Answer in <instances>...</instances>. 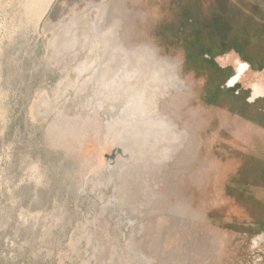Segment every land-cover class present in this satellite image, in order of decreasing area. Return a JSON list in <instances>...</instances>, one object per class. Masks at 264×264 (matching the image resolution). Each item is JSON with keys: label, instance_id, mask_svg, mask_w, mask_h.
Here are the masks:
<instances>
[{"label": "rangeland", "instance_id": "1", "mask_svg": "<svg viewBox=\"0 0 264 264\" xmlns=\"http://www.w3.org/2000/svg\"><path fill=\"white\" fill-rule=\"evenodd\" d=\"M100 5L126 46L150 44L168 74L178 65L183 91L163 80L143 118L157 152L122 142L138 130L123 102L100 108L96 83L80 93ZM244 27L242 57L226 44ZM231 52L253 71L230 88L234 65L219 58ZM260 62L264 0H0V264H264V98L251 102L249 85ZM163 117L182 133L165 157Z\"/></svg>", "mask_w": 264, "mask_h": 264}, {"label": "flooded vegetation", "instance_id": "2", "mask_svg": "<svg viewBox=\"0 0 264 264\" xmlns=\"http://www.w3.org/2000/svg\"><path fill=\"white\" fill-rule=\"evenodd\" d=\"M95 8L98 14L95 17H92L90 22H86L89 32L85 31L84 42L89 45V56L86 60L89 64L87 65L81 63L76 68L77 81H81L84 75H88V77L82 82L80 93H85L88 90L90 84L96 83L99 89L98 93L101 97L99 103L100 108H104V105L108 100L111 102H123L124 105L122 110L120 111L122 114V119L129 124H132L135 129L138 130H121L122 134H120L123 136L121 139L122 142L128 141L134 144L138 143L142 156H145L143 152H149L154 147H156V149H153V152H157L159 149L161 150L162 146L157 145L158 138L155 139L154 137L156 133L155 128L150 120L144 121L143 118L152 110L158 109V106L160 104L159 100L163 98V80L169 79L170 82L169 85H166V88H169L167 93H170L172 89L179 92L183 91L184 84L178 75V65L174 62L169 64L171 67V73L168 74L165 70V66H163L167 63L163 60V58L159 56L157 50L150 44L144 43L135 45V47L126 46L120 34V31L122 29V21L120 19H116L108 28H106L105 23L109 13V6L100 5ZM75 41L77 43H73L72 47L74 45L78 46L80 44V38L77 36ZM96 49L98 50V54L96 53ZM100 52L102 53L101 56L99 55ZM94 54L97 55L93 56ZM75 56H77V54H75ZM219 61L223 65L228 62H232L234 65V74L231 75L228 80L236 76L239 73V69H242V73L240 74L237 83L233 87L242 82L245 76L249 72L253 71L250 64L242 61L234 52H231L230 54L219 58ZM147 62L150 63L148 64ZM94 63L96 64L93 66ZM151 64L155 67H152ZM204 65L208 67L210 65L212 66V64L208 63ZM62 72L64 74H68V67H66ZM249 85L252 90L250 96L251 99L252 94H257L259 88L261 86H264V75L256 81L249 82ZM56 91L57 89L55 90L54 94L56 93ZM259 98H255L252 102H255ZM104 128L105 135L107 136V134H109V131H112L110 123H106L104 125ZM162 130L163 156L165 157V152L171 147L170 143L176 140H180L182 137V133L178 132V125L174 122V120L165 117H163ZM262 238H264V235ZM255 243H257V239L255 240Z\"/></svg>", "mask_w": 264, "mask_h": 264}, {"label": "trees", "instance_id": "3", "mask_svg": "<svg viewBox=\"0 0 264 264\" xmlns=\"http://www.w3.org/2000/svg\"><path fill=\"white\" fill-rule=\"evenodd\" d=\"M230 27H232V26H230ZM214 29H215V27H214ZM257 29V28H256ZM255 29V30H256ZM251 29H250V27H244L243 29H241V32H240V34H239V38H241V40H243V41H241V40H239V42H243L245 45V47L243 46V45H241L239 42H238V40H228L227 42V44H226V49H228V50H235L240 56H242V57H245L246 56V54H247V51L249 50L248 48H249V46H247V44H248V42H245V40L244 39H246V38H248L249 36L248 35H250L251 36ZM211 35V34H210ZM220 40V39H219ZM257 40V39H256ZM249 41V40H248ZM258 41V40H257ZM221 42V41H220ZM247 43V44H246ZM250 44V43H249ZM224 47H221L220 48V50L221 49H223ZM202 50V51H201ZM219 50V52H211L209 49H200V51H201V53L200 54H198L196 57L197 58H200L201 56L202 57H204V56H207L208 58H210V59H213V58H215V56H217V55H221V51ZM226 53V52H225ZM201 55V56H200ZM251 57V56H250ZM261 64L259 65V67L258 68H264V63H262V62H260ZM252 66V65H251Z\"/></svg>", "mask_w": 264, "mask_h": 264}, {"label": "bare ground", "instance_id": "4", "mask_svg": "<svg viewBox=\"0 0 264 264\" xmlns=\"http://www.w3.org/2000/svg\"><path fill=\"white\" fill-rule=\"evenodd\" d=\"M52 1V0H51ZM50 4L51 3H47V5H46V8L45 9H43L44 11L42 12V17L45 15V13L47 12V10H48V8H49V6H50ZM141 47H143V46H141ZM147 50H148V48H147ZM145 52V51H144ZM148 52V51H147ZM147 52H146V54H147ZM140 53V52H139ZM137 54V53H136ZM141 54V53H140ZM143 56V55H142ZM141 57V56H140ZM144 58H145V56H144ZM151 60V59H150ZM149 60V61H150ZM133 61V60H132ZM146 61V60H145ZM141 63V62H140ZM148 63V62H147ZM150 63V62H149ZM148 63V64H149ZM146 64V63H145ZM144 64V65H145ZM166 64V63H165ZM130 66V65H129ZM133 66V65H132ZM151 66H152V64H151ZM154 66V65H153ZM152 66V67H153ZM160 66V65H159ZM164 66V65H163ZM155 67V66H154ZM140 68V67H139ZM160 70H161V68H160ZM165 70H166V68H165ZM140 73V72H139ZM157 73V72H156ZM174 73V72H173ZM242 73V69H239V73L236 75V76H234V77H232L231 79H229L227 82H228V84H229V87L231 88V87H233L236 83H237V81H238V79H239V77H240V74ZM128 74V73H127ZM129 75V74H128ZM164 75H165V73H164ZM121 76V75H120ZM148 76V75H147ZM146 76V77H147ZM176 76V75H175ZM124 77V76H123ZM137 77H139V76H137ZM125 78V77H124ZM146 79V78H145ZM152 79V78H151ZM150 79V80H151ZM171 79V78H170ZM177 79V78H176ZM172 80V79H171ZM154 81V80H153ZM173 81V80H172ZM136 82V81H135ZM159 82V81H158ZM163 82V81H162ZM177 82V81H176ZM143 83V82H142ZM137 84V83H136ZM149 84V83H148ZM146 85V84H145ZM169 85V84H168ZM142 86V85H141ZM176 86H178V85H176ZM143 87V86H142ZM138 88V87H137ZM140 88V87H139ZM159 88V87H158ZM148 89V88H147ZM165 89V88H164ZM154 90V89H153ZM132 91V90H131ZM144 91V90H143ZM150 91V90H149ZM155 91H156V89H155ZM163 91V90H162ZM171 92V91H170ZM141 93H142V91H141ZM154 93V92H153ZM151 94V93H150ZM155 94V93H154ZM143 95V94H142ZM141 95V96H142ZM149 95V94H148ZM128 96V95H127ZM155 96H157V95H155ZM129 97V96H128ZM159 97V96H158ZM157 97V98H158ZM259 97H261V98H264V86H261L260 88H259V91H258V93L257 94H252V98L250 99L251 100V102L252 101H254V99L255 98H259ZM133 98H135V97H133ZM137 98V97H136ZM139 99V98H138ZM130 100V99H129ZM157 100V99H156ZM135 101H136V99H135ZM134 101V102H135ZM143 102V101H142ZM138 103V102H137ZM140 103V102H139ZM139 105V104H138ZM135 107V106H134ZM137 109V108H136ZM134 110V109H133ZM132 112V111H131ZM136 112V111H135ZM137 113V112H136ZM139 113V112H138ZM130 114V113H129ZM68 125V124H67ZM104 131H105V128H104ZM104 135H105V132H104ZM85 137V136H84ZM84 139V138H83Z\"/></svg>", "mask_w": 264, "mask_h": 264}, {"label": "water", "instance_id": "5", "mask_svg": "<svg viewBox=\"0 0 264 264\" xmlns=\"http://www.w3.org/2000/svg\"><path fill=\"white\" fill-rule=\"evenodd\" d=\"M227 86L229 87V84H228V82H227Z\"/></svg>", "mask_w": 264, "mask_h": 264}]
</instances>
